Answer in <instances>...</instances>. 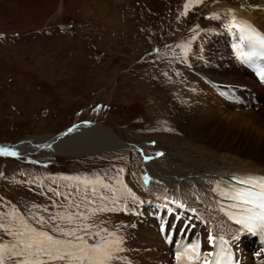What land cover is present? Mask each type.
<instances>
[{
	"label": "rangeland",
	"instance_id": "rangeland-1",
	"mask_svg": "<svg viewBox=\"0 0 264 264\" xmlns=\"http://www.w3.org/2000/svg\"><path fill=\"white\" fill-rule=\"evenodd\" d=\"M182 1L0 0V32L24 33V37L18 39L15 44L0 45V142L17 143L25 138L37 140L35 137L39 141H45L47 137H53L86 120L97 121L98 123L92 126H104L122 141L133 142L130 143L132 145L154 146L153 141H150L154 140L157 149L168 153V145L171 142L183 141L185 138L184 132L177 124L174 103L182 104L183 101L177 99V94L180 97L178 91L193 79L189 80V74L185 70L187 78L181 77V83L173 76L178 84L175 87L171 76L174 74L173 69L180 66L175 64L176 60H163L161 55H154L148 60L143 71H137L136 66L133 67L136 71L132 74L129 71L135 60L138 64L146 52L165 50L186 34L193 11L181 15L179 8ZM261 7H264V2L255 3L254 6L248 5V9L252 10V19L264 25V10ZM56 22L72 25L67 30L68 35L54 34L52 37L29 35L32 30L44 24L52 26ZM200 22L202 26L208 24L203 18ZM80 34L87 38L92 37L94 41L91 46L95 49L84 47L77 37ZM233 70L235 71L234 68ZM139 116L145 118H137ZM166 121L171 122L173 128H177L174 129L176 131L174 134H164L172 133L170 126L162 129L153 128L154 133L144 130ZM71 133L66 135L68 137L66 142L55 144L53 149L56 155L41 152L26 157L27 160L0 155V190L10 195L19 209L33 219L37 227L43 226L44 231L64 239L66 237L58 232L57 228H65L73 223V220L72 222L66 220L67 225L63 226L64 219L59 218V212L62 210L54 209L61 205L62 199L52 193L43 199L47 202L48 209H51L50 213L43 210L42 204L39 203L28 201L30 207L28 208L23 198L27 191L24 184L17 183L18 186H23L22 191L16 194L9 193V190H12L14 174L8 173L18 163L21 166L17 172L20 179L27 174L32 175V172L24 168L23 163L46 158L48 164H57L56 173L64 177L68 175L82 177L94 182L97 179L102 180L103 183L93 184L83 183L84 179L74 180L89 188L100 201L116 197L121 199L124 211L115 217V221L119 218L116 225L118 235L123 237L124 244L128 235L131 240L147 236L140 228L148 217L152 218L149 231L153 236L148 237L154 241L151 244H163L158 233L160 220L161 226L166 222L176 221V227L184 234L187 229L182 225L191 226L189 237L193 241L197 239L196 234L208 232L207 228L195 221L193 218L195 214L191 210L176 205L177 210L172 211L174 205L167 199H158L161 201L158 211H153L146 205L144 214L136 224L134 222L131 225L137 215L133 212L132 215L126 213L127 201L130 200L132 204L133 198V196L128 198L131 195L128 190L144 198V191H138V188L142 187L141 177L131 175L144 169L139 153L134 155L133 150L122 151L123 145L104 142V137L93 133L90 126L78 127ZM61 139H64V136ZM85 139L92 140V143L98 142L100 145L88 144L83 148H89L81 150L66 146L67 142L72 141L74 145H78ZM24 148L25 146L17 147L18 151ZM145 152L153 153V147L146 148ZM172 159L167 154L162 161L168 165ZM126 168L132 171L128 173ZM104 184L108 187H104ZM147 196L151 197L150 194ZM101 215L102 213L97 214ZM53 216L57 219L52 220ZM40 217L44 218L43 224L40 223ZM82 224L92 225L90 229L92 232L103 229L98 226L99 224H95V221L82 219L74 223L72 229ZM196 228L200 229L199 233L195 232ZM78 234L83 235V232ZM85 238L88 243H94L95 237ZM6 240L9 241L3 242ZM15 243L16 241L5 235L0 241V245H7L9 248ZM243 243L249 254L256 252L247 238L243 239ZM132 246L134 247L131 251L133 250L134 255L141 256L136 248L138 246L135 244ZM131 251L130 254L133 255ZM152 256L156 257L155 254ZM39 259L50 261L48 257ZM11 261L12 257L5 253L4 263Z\"/></svg>",
	"mask_w": 264,
	"mask_h": 264
},
{
	"label": "bare ground",
	"instance_id": "bare-ground-1",
	"mask_svg": "<svg viewBox=\"0 0 264 264\" xmlns=\"http://www.w3.org/2000/svg\"><path fill=\"white\" fill-rule=\"evenodd\" d=\"M261 2H264V0H220L206 9L210 13H218L220 16L233 15V13L236 16H246L255 21L264 30V25L259 23L260 21L252 19V10L248 9V5L254 6L255 3L261 4ZM229 9L232 12H229ZM218 46L223 48V45L219 43ZM192 63L193 61H190L185 68L188 72L197 69L194 70L195 75L193 76L195 79L198 77V81L194 85L196 87L193 91H185L187 100L190 101H186L185 105L174 103L177 124L184 132L185 138L183 141L171 142L168 145V153H165L160 158L154 156L152 152H146V155L150 156L152 154L154 158L146 160L150 170H147L145 174L151 177L147 190L155 193L153 194L155 199L170 200V196L166 192V188L169 187L176 195L175 201L183 203L182 208L188 210L196 209L193 212L195 214L193 218L201 226L208 229V232L202 231L201 233H199L200 229H195V232L199 233L196 235L199 236V241L201 242V252H209L212 244L208 242L207 237L210 233L213 235L227 234L231 237L232 233L237 230L220 211L222 203L217 193L221 185L225 184L229 187L231 183L230 177L237 173L264 172V105L258 109L240 107L223 99L211 87L209 79L212 77L225 83H236L245 78L251 79V76L246 71L237 68L239 64H234V62L227 64L232 70L228 68L221 72L218 68H209L210 70L207 72L204 66L198 65L201 64L200 62H197L196 66L192 65ZM243 108L248 111L242 110ZM81 126L79 125L76 128ZM90 130L93 133L101 134L106 143L123 145L122 148H140L137 145H125L124 141L104 126H90ZM63 136L64 139L59 138L58 142H66L65 140L68 137L66 135ZM32 139L34 138H30L27 142L29 141L30 143ZM35 139H37L35 141H39L38 138L35 137ZM44 139L43 137L42 140ZM88 144L97 145L98 142L92 143V140L85 139L81 140V144L78 145H74L72 141L67 142L66 146L81 150L89 148H83ZM22 146H25V144ZM158 152L163 153V151ZM167 154L171 159L173 158L168 165L162 161ZM153 186L157 187L158 190L150 188ZM170 203L173 202L170 201ZM173 205L172 211L177 210L176 205L180 206L179 203H173ZM185 205H188L189 208H186ZM151 224L152 218L148 217L140 228V231L146 232L147 236L141 239H129V245L126 244L125 254L119 264H149L147 255L152 254L156 255L152 259L156 264H164V260L167 259V252H170V250L164 243L151 244L154 243L153 240L148 239L149 236H153L149 231ZM182 226L187 229L186 234L178 230L179 228L177 227L176 229L168 227L165 232L167 235L172 233L178 235L180 237L179 241L183 243L193 241L189 237L191 226L186 224ZM239 235L246 236L242 233ZM132 244L138 246L136 248L141 251V256H139L141 262H139V257H136L133 252V255L130 254L131 248L134 247ZM148 250H150V253H148ZM129 255H132V257ZM169 264H171L170 261Z\"/></svg>",
	"mask_w": 264,
	"mask_h": 264
},
{
	"label": "snow or ice",
	"instance_id": "snow-or-ice-1",
	"mask_svg": "<svg viewBox=\"0 0 264 264\" xmlns=\"http://www.w3.org/2000/svg\"><path fill=\"white\" fill-rule=\"evenodd\" d=\"M202 2L203 0H195L196 4ZM185 9L187 10V5H185ZM229 12H232V10L229 9ZM209 18L220 19L221 17L218 13H213ZM229 27L238 28L244 34V39L254 45L264 47V34L260 33L247 22L242 23L234 14L229 21ZM193 38L195 39V36ZM178 47L181 48L182 55L187 57L188 52L191 50L190 43L179 45ZM242 55L244 54L242 53ZM72 131L73 128L68 129V132ZM45 147H51V145H45ZM0 153L6 156L19 155L17 151L7 148H0ZM162 155V152L155 153L156 157ZM153 158L152 156L144 155L145 160ZM120 171H123V169H120ZM65 179L80 180V177H65ZM150 179L151 177L147 174L143 176L145 182H148ZM83 183L93 184L103 183V181L97 179L94 182L84 179ZM241 183L248 185V187H236L232 191L221 193L223 196L229 197L232 203L228 207L221 205L220 211L227 216L228 220L239 226L236 232L232 233L231 240L233 241L239 239L237 233L240 231L257 233L264 236V177L248 176L246 179H242ZM104 187H108V185L104 184ZM128 191L133 196L134 201L138 200L131 193V190ZM56 194L60 195L58 191ZM172 202L179 203L183 207L182 202L175 200ZM140 203H143V201H140ZM105 210V208L101 207L94 211ZM108 210L115 211L116 209ZM191 211L195 212L196 209L193 208ZM79 215L83 219H87V216H84V214L80 213ZM59 218L66 219L69 222L73 220L71 214L67 216L60 214ZM51 219L56 220L57 217L53 216ZM39 220L41 224L44 223L43 217H40ZM0 227L3 226L0 225ZM92 227L89 224H82L71 230L57 228V231L62 233L64 237L71 238L61 239L51 235L48 231L30 227L26 221L21 219L20 230L10 232L11 235L16 237V243L10 248L7 245H0V264H4L5 253L11 257L23 258L18 260L17 264H48V261L39 259L42 256L48 257L50 261H61L64 264H115V262L122 260L123 257L119 256V253L125 251L123 248V237L116 232L108 231L106 228L92 232L90 231ZM79 232H83V235H79ZM101 233H106L107 235H101ZM86 236L99 237V239L95 243L90 244L85 238ZM207 240L213 246H217V241H219V251L215 253L201 252V242L199 240L191 241L183 244L175 251L174 258L176 264H235L234 253L229 239H225L222 235L217 236L210 233Z\"/></svg>",
	"mask_w": 264,
	"mask_h": 264
},
{
	"label": "trees",
	"instance_id": "trees-1",
	"mask_svg": "<svg viewBox=\"0 0 264 264\" xmlns=\"http://www.w3.org/2000/svg\"><path fill=\"white\" fill-rule=\"evenodd\" d=\"M244 238H247L249 240V237L248 236H245Z\"/></svg>",
	"mask_w": 264,
	"mask_h": 264
}]
</instances>
